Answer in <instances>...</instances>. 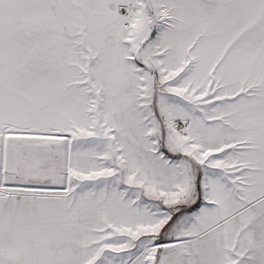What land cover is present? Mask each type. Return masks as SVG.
<instances>
[{
	"label": "snow or ice",
	"instance_id": "1",
	"mask_svg": "<svg viewBox=\"0 0 264 264\" xmlns=\"http://www.w3.org/2000/svg\"><path fill=\"white\" fill-rule=\"evenodd\" d=\"M0 264H264V0H0Z\"/></svg>",
	"mask_w": 264,
	"mask_h": 264
}]
</instances>
